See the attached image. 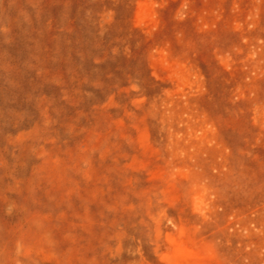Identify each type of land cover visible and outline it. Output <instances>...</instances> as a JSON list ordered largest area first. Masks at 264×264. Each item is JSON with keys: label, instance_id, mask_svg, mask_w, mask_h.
<instances>
[{"label": "rangeland", "instance_id": "1", "mask_svg": "<svg viewBox=\"0 0 264 264\" xmlns=\"http://www.w3.org/2000/svg\"><path fill=\"white\" fill-rule=\"evenodd\" d=\"M0 264H264V0H0Z\"/></svg>", "mask_w": 264, "mask_h": 264}]
</instances>
